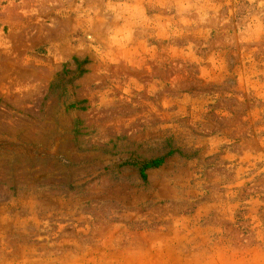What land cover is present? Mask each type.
I'll use <instances>...</instances> for the list:
<instances>
[{
	"label": "rangeland",
	"instance_id": "1",
	"mask_svg": "<svg viewBox=\"0 0 264 264\" xmlns=\"http://www.w3.org/2000/svg\"><path fill=\"white\" fill-rule=\"evenodd\" d=\"M0 264H264V0H0Z\"/></svg>",
	"mask_w": 264,
	"mask_h": 264
},
{
	"label": "trees",
	"instance_id": "2",
	"mask_svg": "<svg viewBox=\"0 0 264 264\" xmlns=\"http://www.w3.org/2000/svg\"><path fill=\"white\" fill-rule=\"evenodd\" d=\"M83 64V62H81L79 65ZM79 74L83 72V70L79 67V70H78ZM58 86H61V83H58L57 84V87ZM74 104H71V106H73ZM172 152H168L167 153V156L171 155ZM165 156H160V157H156V158H153L151 160H147V161H143V162H135L134 160H127V161H124L123 164H130V165H133V166H136L137 169H138V172L140 174V176L142 178H145L146 176V171L148 169H152V168H157L159 166H161L165 160Z\"/></svg>",
	"mask_w": 264,
	"mask_h": 264
}]
</instances>
